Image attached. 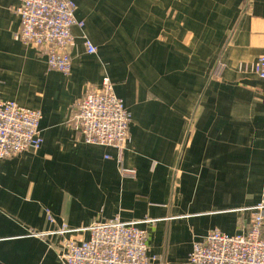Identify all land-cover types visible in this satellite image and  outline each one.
Wrapping results in <instances>:
<instances>
[{
    "label": "crops",
    "instance_id": "crops-1",
    "mask_svg": "<svg viewBox=\"0 0 264 264\" xmlns=\"http://www.w3.org/2000/svg\"><path fill=\"white\" fill-rule=\"evenodd\" d=\"M73 1L85 27L65 76L19 39V0H0V99L43 114L42 147L0 161V264H62L64 239L115 218L143 222L152 264H188L215 229L247 232L264 203V80L251 70L264 0ZM106 77L132 115L124 165L136 179L69 125ZM63 224L79 232L50 234Z\"/></svg>",
    "mask_w": 264,
    "mask_h": 264
},
{
    "label": "built area",
    "instance_id": "built-area-1",
    "mask_svg": "<svg viewBox=\"0 0 264 264\" xmlns=\"http://www.w3.org/2000/svg\"><path fill=\"white\" fill-rule=\"evenodd\" d=\"M76 12L77 4L73 0H19L16 8L21 20L18 34L21 42L39 50L49 68L65 76L72 72L73 29L85 27ZM84 43L88 54H97V47L86 36ZM251 70L264 80V56ZM42 119L39 110L0 99V161L39 150L43 145ZM131 121V113L106 77L100 87L87 86L74 106L69 125L85 144L115 148L119 153L120 175L136 179V171L124 165V153L131 140ZM254 210L247 232L231 236L215 229L203 240L194 242L188 264H264V203ZM48 220L56 224L49 212ZM141 223L123 222L119 218L95 223L84 229L90 234L89 240L78 243L64 239L60 261L62 264H152L157 258L148 255V234L139 227ZM76 232L79 230L63 224L50 234L64 237Z\"/></svg>",
    "mask_w": 264,
    "mask_h": 264
}]
</instances>
